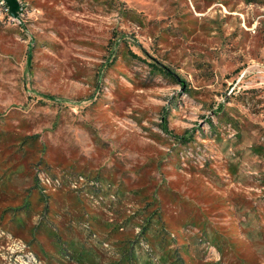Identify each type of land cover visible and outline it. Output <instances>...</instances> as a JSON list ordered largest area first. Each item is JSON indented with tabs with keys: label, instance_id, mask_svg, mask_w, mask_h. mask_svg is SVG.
<instances>
[{
	"label": "rangeland",
	"instance_id": "rangeland-1",
	"mask_svg": "<svg viewBox=\"0 0 264 264\" xmlns=\"http://www.w3.org/2000/svg\"><path fill=\"white\" fill-rule=\"evenodd\" d=\"M27 1L0 21V264H264V0Z\"/></svg>",
	"mask_w": 264,
	"mask_h": 264
},
{
	"label": "trees",
	"instance_id": "trees-1",
	"mask_svg": "<svg viewBox=\"0 0 264 264\" xmlns=\"http://www.w3.org/2000/svg\"><path fill=\"white\" fill-rule=\"evenodd\" d=\"M156 68V67H154ZM51 231H49L50 233ZM161 249V248H160ZM89 251L86 248L81 250L82 256H88ZM132 253V257H128V254ZM153 255V254H152ZM157 255V254H154ZM169 251L165 249L164 244H162V257H157V261L148 252L140 253L137 246H125L123 248L122 257L115 264H184V262L179 263V259L171 261Z\"/></svg>",
	"mask_w": 264,
	"mask_h": 264
},
{
	"label": "built area",
	"instance_id": "built-area-1",
	"mask_svg": "<svg viewBox=\"0 0 264 264\" xmlns=\"http://www.w3.org/2000/svg\"><path fill=\"white\" fill-rule=\"evenodd\" d=\"M18 3L20 4V11H19V17H13L10 12L9 4L6 0H0V21H6V20H18L22 17L25 11L28 10V1L27 0H18Z\"/></svg>",
	"mask_w": 264,
	"mask_h": 264
},
{
	"label": "water",
	"instance_id": "water-1",
	"mask_svg": "<svg viewBox=\"0 0 264 264\" xmlns=\"http://www.w3.org/2000/svg\"><path fill=\"white\" fill-rule=\"evenodd\" d=\"M10 7V12L13 17H19L20 4L18 0H6Z\"/></svg>",
	"mask_w": 264,
	"mask_h": 264
}]
</instances>
